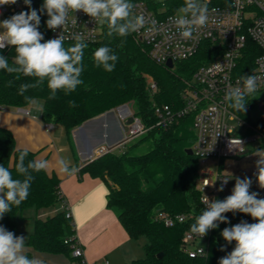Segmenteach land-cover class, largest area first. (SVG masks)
I'll return each instance as SVG.
<instances>
[{
	"label": "trees",
	"instance_id": "1",
	"mask_svg": "<svg viewBox=\"0 0 264 264\" xmlns=\"http://www.w3.org/2000/svg\"><path fill=\"white\" fill-rule=\"evenodd\" d=\"M186 2L187 0H165L163 3L166 14L185 13L182 9ZM193 2L197 4L198 0ZM43 3L44 0H32L31 5L40 17L39 31L44 37L41 43L49 40L50 30L46 24L49 19L47 11H41ZM157 5L159 3H150L152 10ZM21 11H28L27 5L18 12L6 14L4 19ZM122 23L125 21H118V24ZM63 44L68 49L76 43ZM83 44L86 45L81 62L83 71L80 78L83 83L75 91L65 94L63 90H58L55 99H49L47 79L37 84L35 77L0 69V107L26 109L31 105L25 101V97L41 100L40 121L44 124L60 125L75 153L71 135L77 127L122 104L133 103L134 115L140 119L147 131L125 145L120 152H110L86 162L80 168L79 175L86 174L91 178L104 180L108 186L107 208L115 213L130 239H146L142 246L144 256L128 264H219L236 246L235 241L228 242L223 238L222 231L241 222L252 224L258 221L240 211L224 213L227 223L218 222V228L210 229L203 236L206 255L189 258L183 248V237L190 232V225L195 223L196 216L207 210L202 208L199 202L200 193L196 188L199 161L193 154L187 153L194 141L192 116L181 118L177 124L167 129H150L155 122L151 114V100L166 104L172 109L181 108L182 94L187 90L193 73L200 65L217 57L219 52L216 46L211 42H203L195 55L176 61L168 69L150 59L145 47L131 32L120 36L115 30H110L106 18L102 20L97 40ZM104 46L110 48V54L118 58L110 62L114 65L111 72L106 71L102 65L97 66L93 61L94 51ZM258 54L257 46L247 38L239 62L243 74L251 72ZM15 55L14 46L9 45L0 50V56L7 60L10 67H19L15 64ZM145 75H150L157 85V91L152 98L146 88ZM21 85L36 86L28 87L21 95ZM258 96L255 93L245 96L246 111L232 108L241 119L261 134L262 142L248 152L264 149V114L255 120L251 116ZM70 102H74L75 106ZM252 134L248 131V135ZM22 152H27L24 157L25 166L29 161L37 160L35 153L17 148L10 131L0 127V164L9 167L14 179L25 178L16 172V163ZM223 161L219 160L217 163L218 172L221 171ZM26 175L32 177L28 198L19 207L13 206L10 212L5 213L3 219H0V226L13 232L16 237V218L24 211L29 208L36 212L55 209L53 215L35 219L33 231L24 241V246L41 254L64 255L72 261V249L78 245L71 215L66 217L65 211L60 210L64 198L59 190V180L44 170L34 172L29 169ZM248 193H255L257 199H263L258 189H248ZM227 197L229 195L220 193L215 201L223 202ZM159 215H183L185 219L181 223L165 226ZM159 254L161 257L157 258ZM26 256L30 259L29 255Z\"/></svg>",
	"mask_w": 264,
	"mask_h": 264
},
{
	"label": "built area",
	"instance_id": "2",
	"mask_svg": "<svg viewBox=\"0 0 264 264\" xmlns=\"http://www.w3.org/2000/svg\"><path fill=\"white\" fill-rule=\"evenodd\" d=\"M129 1V0H128ZM165 0H130L134 5L131 10L130 20L135 21L137 15L144 17V26L136 32H131L136 40L141 43L154 62L165 66L167 61L174 64L176 61L185 60L197 52L203 42H211L216 46L219 54L213 60L200 65L192 75L187 90L182 94L183 106L172 109L166 104H158L151 100V114L155 122L150 127L167 129L185 116H192L191 129L194 132V141L190 150L198 159L199 165L209 160H225L237 157L245 152L246 145L261 138V134L249 123L241 119L230 106L231 101L226 99V94L236 88L243 89V78L254 75L257 77L258 100L256 106L264 114V0H198L197 5L207 7V23L204 26H194L190 39L180 35L176 21L181 18H192L190 13L166 14ZM150 3H159L152 10ZM23 0L16 4L0 5V17L15 13L23 9ZM103 18H93L82 10L68 11L66 24L49 30V39L64 37L63 43H87L97 40ZM249 38L259 49V54L253 62V69L249 74L241 72V53ZM9 45L5 42L4 50ZM145 84L150 98L156 93L157 85L150 75H145ZM116 118L126 125L120 141L115 145H100L91 160L104 154L119 152L131 142L147 131V128L134 115L133 103L128 108L127 103L115 108ZM132 121L126 124L127 119ZM235 123V124H233ZM46 128L50 126L45 125ZM245 130L237 132V129ZM252 131V135H248ZM241 140L242 145L231 141ZM196 188L199 191V202L202 208L207 209L208 204L202 201L206 196L209 200L215 198L227 188L219 190L225 178L220 172L199 170ZM207 184V185H206ZM62 196V195H61ZM60 210L65 211L70 217L68 206L63 199ZM165 226L184 221L183 215L169 217L159 215ZM203 237L186 233L183 237V248L189 258L204 257L206 247ZM78 245V243H77ZM204 252L201 253V249ZM72 261L68 264H108L107 260L97 263H88L84 259L81 247L72 249Z\"/></svg>",
	"mask_w": 264,
	"mask_h": 264
},
{
	"label": "clouds",
	"instance_id": "3",
	"mask_svg": "<svg viewBox=\"0 0 264 264\" xmlns=\"http://www.w3.org/2000/svg\"><path fill=\"white\" fill-rule=\"evenodd\" d=\"M17 0H0V5L16 4ZM28 11H21L11 17L0 21V48L5 47V42L15 48V64L19 67H10L7 60L0 56V69L8 73H22L26 77L37 78V84L43 83L47 79V87L50 90L49 99H55L58 90H63L65 94L75 91L83 83L81 77L83 68V49L85 44L77 42L66 49L60 36L49 39L43 43V34L39 31L40 17L37 11L31 7L32 0H23ZM134 7L128 0H44L41 11H47L49 19L46 21L49 29L66 24L68 11L82 10L85 14L93 18H106L110 30H115L120 36H126L129 32H136L144 26V17L137 15L135 21L129 19L131 10ZM186 14L191 12L192 18L181 17L176 21L180 29V35L184 39H190L193 35L194 26H204L207 23V7H200L193 0H187L185 8ZM118 21L125 23L118 24ZM111 34V31L109 32ZM111 49L104 46L97 48L93 53V61L97 66L111 72L114 65L110 62L116 61V55L110 54ZM243 89L236 88L226 94V99L231 101L230 106L237 111H246L245 96H252L257 92V77L254 75L243 78ZM36 85H21L20 94L28 87ZM25 101L35 106L34 99L25 97ZM75 106L74 102H70ZM242 145V141H231ZM27 152L19 155L16 163V172L25 178L14 179L9 167L0 164V219L5 213L10 212L13 206L19 207L28 198L32 177L26 175L31 169L40 172L47 169V160L29 161L24 164V157ZM264 157V151L258 153ZM260 164H264L262 159ZM68 172L67 169H62ZM74 171H77L75 169ZM258 182L264 188V167H259ZM227 183L224 179L219 190H223V185ZM207 185V184H206ZM250 181H240L237 179L233 194L223 202H209L206 196L202 201L208 204L207 210L195 218V223L190 225V233L203 237L210 229L218 228L219 223H227L223 215L227 212L240 211L250 215L257 223L236 224L232 228H225L221 235L228 241L236 242L235 249L229 256L220 260L219 264H264V199H257V194L249 195L248 189ZM24 239L15 237L13 232L6 231L0 226V264H43L39 259H29L23 254ZM201 253L204 252L202 248Z\"/></svg>",
	"mask_w": 264,
	"mask_h": 264
},
{
	"label": "crops",
	"instance_id": "4",
	"mask_svg": "<svg viewBox=\"0 0 264 264\" xmlns=\"http://www.w3.org/2000/svg\"><path fill=\"white\" fill-rule=\"evenodd\" d=\"M39 113L40 110L37 111L31 106L26 109L0 107V127L10 131L17 148L35 153L37 160L48 161L45 172L48 175H55L59 180V190L68 206L75 237L83 251L85 261L97 263L107 260L108 264H128L132 260L140 259L137 258L139 247L135 243L138 240L128 237L115 213L106 206L108 194L106 182L86 174L79 175L80 168L89 161L87 159L89 152L92 154L98 145H113L119 142V133L114 122L106 120L100 125H90L84 136L73 131L71 138L74 153L62 127L48 124L50 127L46 128L47 124L40 121ZM252 148V145L247 144L245 153L225 159L220 173L225 178L241 176L250 181L249 189H258L264 199V188L260 187L257 179L259 167H264V164L259 163L264 157L258 153L264 149L248 152ZM62 169H67L68 172ZM75 169L77 171H74ZM26 211L19 215V219L31 220L29 227L22 225V228L29 231L27 236H23L20 230L18 217L15 222L16 237H22L24 241L32 233L35 219L51 216L55 209L43 212H36L33 209L25 216ZM143 244L140 245L141 248ZM23 254L29 255L30 259H39L43 264L69 263V259L64 255L41 254L27 246H24Z\"/></svg>",
	"mask_w": 264,
	"mask_h": 264
},
{
	"label": "rangeland",
	"instance_id": "5",
	"mask_svg": "<svg viewBox=\"0 0 264 264\" xmlns=\"http://www.w3.org/2000/svg\"><path fill=\"white\" fill-rule=\"evenodd\" d=\"M2 20H4L3 17H0V21H2ZM3 31H4V29H0V32H3ZM35 102H36V105L35 106L31 105V108L39 111L40 108H41L42 102L39 99H36ZM1 109H4V108H1ZM5 109H7V108H5ZM109 113H111V115H112L113 118H116L115 109L111 110ZM261 114H263V113L258 110L257 106L251 110V116H252V118L254 120L257 119ZM233 124H235V123H233ZM244 130H245V128H244ZM244 130H243V128L242 129L240 128V129H237L236 131L237 132H243ZM261 142H262L261 138L258 137L256 141L251 142L249 144L252 145V147H254L255 145H257V144H259ZM117 143H115V144H117ZM115 144H113V145H115ZM94 151H93L92 155H94ZM115 152L117 153V152H119V150L116 149ZM217 165H218L217 164V161H215V160H209L206 163L200 164L199 165V170H205V171H208V172H216L217 171ZM226 179H227V188L224 191H222V194L229 195V196L233 194V190H234V187L236 185L237 179H239L240 181H245V179H243V177H241V176H231V177H227ZM30 210L33 211V208L27 209V211L25 212V216H27L26 214H28V211H30ZM17 221L19 223L20 230L23 233V236H27V234H29L27 232H29V231H28V229L26 230L24 227L22 228V225H26V226L29 227L31 220H28V219H19V216H18ZM145 241H146V239L144 237H141V238L138 239V242H135V243H137V245L139 247V249H138V257L137 258H142L144 256V252H143V250H142V248H141L140 245L142 243H144Z\"/></svg>",
	"mask_w": 264,
	"mask_h": 264
},
{
	"label": "water",
	"instance_id": "6",
	"mask_svg": "<svg viewBox=\"0 0 264 264\" xmlns=\"http://www.w3.org/2000/svg\"><path fill=\"white\" fill-rule=\"evenodd\" d=\"M165 67H167L168 69H171L173 67V64L171 61H167L166 64H165ZM127 106L128 108L131 107V103H127ZM106 120H112L114 122V125L119 133V141L121 139V137L123 136V133L125 132L126 130V125L125 123H123L120 119L118 118H113L111 113H105L103 114L102 116H100L99 118H96V119H92V120H89L85 123H83L82 125H80L79 127L76 128V130H74V133L75 134H81L84 136V133H85V130L90 126V125H100L102 124L104 121ZM132 121L131 118L127 119L126 121V124H129L130 122ZM188 154L192 155V151L189 149L187 151ZM91 157H92V154L91 152H89L87 154V159L89 161H91ZM161 257V254L157 255V258H160Z\"/></svg>",
	"mask_w": 264,
	"mask_h": 264
}]
</instances>
